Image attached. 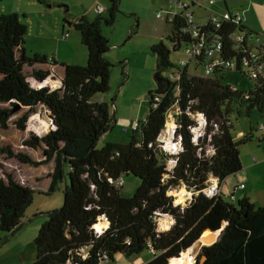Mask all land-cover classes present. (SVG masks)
Masks as SVG:
<instances>
[{
    "label": "trees",
    "instance_id": "trees-1",
    "mask_svg": "<svg viewBox=\"0 0 264 264\" xmlns=\"http://www.w3.org/2000/svg\"><path fill=\"white\" fill-rule=\"evenodd\" d=\"M119 2L111 0L106 12L93 20L82 16L74 23L88 49L85 65L29 54L26 23L16 12L0 15V129L26 131L30 116L38 111H47L55 125L44 135L28 132L21 145L0 143V230L14 234L24 225L35 185L41 183L42 193L48 194L64 181V204L49 212L35 238L37 258L29 264H103L105 257L113 261L117 253L131 256L145 249L153 250L154 257L144 264H169L207 230L220 233L215 242L201 247L193 264H264V206L256 207L246 196L235 203L224 193H204L211 176L223 182L243 168L240 146L253 138V130L235 140L231 116L255 109L264 113V76L242 90L223 82V69L207 76L191 71L193 64L195 70L204 66L199 56L173 80L165 74L176 67L171 49L164 41L153 44L156 87L149 92L147 118L133 130L129 143L109 141L99 147L100 138L116 123L100 95L110 91L114 64L107 58L111 45L103 23L114 24ZM167 20L172 25L168 40L178 51L190 40L183 33L186 14ZM200 29L221 37L222 61L242 55L233 49L234 31L255 32L244 22L225 21L216 28L209 19ZM50 78L58 83L55 87L33 82ZM173 108L181 149L166 153L158 138ZM199 114L207 122L196 138L192 128ZM170 158L176 160L171 167ZM51 162L53 169L37 176ZM129 174L140 184L134 194L124 196V184L116 180ZM183 185L193 196L185 205L176 204L170 191ZM161 215L173 220L167 229H159ZM103 216L109 225L99 232L95 225Z\"/></svg>",
    "mask_w": 264,
    "mask_h": 264
},
{
    "label": "rangeland",
    "instance_id": "rangeland-1",
    "mask_svg": "<svg viewBox=\"0 0 264 264\" xmlns=\"http://www.w3.org/2000/svg\"><path fill=\"white\" fill-rule=\"evenodd\" d=\"M200 5L193 8L195 10V18L201 23L207 21L211 15L222 16L226 10L224 0H198ZM230 1L237 0H226ZM250 8L247 13L246 22L250 24L262 37L264 43V0H246ZM107 4H111V0H106ZM233 2L230 6H232ZM106 6V5H105ZM66 7L63 9L65 10ZM172 9L170 0H120L116 19L114 24L107 25L103 23V33L110 41V49L107 52V58L114 64L111 67L110 91L104 95H100L110 104L111 115L115 117L116 123L112 130L105 133L99 140V147L104 146L106 142H115L120 144L129 143L133 135V126L136 120L144 121L150 111L149 92L156 87L155 71L157 67V56L152 51V44H157L163 40L171 49L170 58L176 65L165 71L169 75L180 65L182 59H188L185 52V46L178 51L172 49V44L168 40V36L172 32V25L166 19L167 12ZM224 10V12H223ZM95 13L96 18L99 14ZM158 13L163 14V18H159ZM67 24V23H66ZM76 31L77 29H73ZM29 53V52H28ZM30 54V53H29ZM194 64L190 70L198 74L204 73V68L194 69ZM223 82L237 85L242 90H247L252 86L251 79L245 74L237 70H226ZM221 76V74H220ZM54 87V86H53ZM113 98L114 103H113ZM113 103V104H112ZM176 108H173L169 115L167 124L173 123ZM42 119H48L49 116L43 111L40 113ZM264 113L253 110L251 113L243 111L242 113H234L231 121L234 124L233 135L235 140L243 138L245 132L249 131L251 126H258L264 123ZM129 131H125V128ZM170 127V126H169ZM42 128L44 126L40 119L28 120L27 130H19V145L22 139L32 129ZM51 130V129H50ZM17 132V130L15 129ZM39 131V130H38ZM47 132H40L44 135ZM261 131H256V135L249 142L244 143L240 148L246 150L262 146L259 140ZM165 135L161 134L158 138V146L162 151L170 153L175 146L173 143L167 147ZM171 150V151H170ZM40 154V152H39ZM173 159V158H172ZM170 158L168 165L171 167L173 161ZM69 168L66 169L68 175ZM232 176L228 177L231 178ZM68 182V177H67ZM140 184V179L129 174L125 176V183L122 187V194L130 196ZM35 193L32 204L27 209L26 215H30L26 219L27 223L19 228L14 234L0 230V264H29L37 258V247L35 238L44 222L49 218V212L61 208L65 201V182L61 181L58 188L51 193H42L41 183L35 185ZM183 190L184 200L182 205L187 204L193 196V192L186 186L174 188L170 191L177 203V193ZM224 197L231 201L228 195ZM237 202V200L232 201ZM101 223V220L99 221ZM159 229H167L171 224V219L166 215L158 218ZM193 261L201 249L198 241L192 246ZM153 250L145 249L140 253L131 256L125 253H117L111 264H144L153 258Z\"/></svg>",
    "mask_w": 264,
    "mask_h": 264
},
{
    "label": "crops",
    "instance_id": "crops-1",
    "mask_svg": "<svg viewBox=\"0 0 264 264\" xmlns=\"http://www.w3.org/2000/svg\"><path fill=\"white\" fill-rule=\"evenodd\" d=\"M245 1L246 0H237L228 3L224 0L226 7L225 11L244 10V25L248 29L254 30V28L246 22L250 6ZM232 2L233 4L230 6ZM96 3L106 5V7L109 6V4L106 3V0H0V15L16 12L19 14L21 20L26 23L27 36L25 47L30 54L40 53L53 57L58 61L85 65L88 60V49L82 40L81 32L76 28L74 23H76L82 16L93 20L95 17L94 12H96L93 9V6ZM198 5L201 7V1L199 3L196 2L191 7L194 14L195 10L193 8ZM65 7L66 9L63 10ZM211 16L207 18V21ZM207 21L204 23L198 22L200 24H205ZM74 28L77 30L74 31ZM66 33H68V35L64 37ZM107 56L109 57V53ZM40 113H43V111L33 113L30 118L33 115L38 114V118L36 119H40L43 125L42 120L46 119H42ZM45 113L49 116L47 111H45ZM46 121H48L49 127L53 128L54 124L50 116ZM173 121L174 125L175 117L173 118ZM16 130L17 132L12 128L7 130L0 129V143L12 142L19 145V140L17 139V137L19 138V130ZM251 130H253V138L256 135V131H261V135L258 138L262 146L258 145V147L250 148L248 150L245 149L246 147L244 149L240 148L243 168L235 176L220 182L221 193H224V195L227 194L230 198L232 197L229 195L232 194L233 200H238L239 198L246 196L256 207H263L264 123L261 122L258 126H251L249 131ZM32 131L40 135V132H37L36 128L32 129ZM48 131H50V129ZM125 131H129V129L127 128ZM248 132L246 131L244 136ZM53 167V162L43 166L37 176L47 175ZM47 183L48 181L44 184L47 185ZM241 183H245V188L238 189L237 187ZM25 217L26 219H29L30 215L27 214ZM26 219H24V225L27 223V221H25ZM101 223L106 224L103 228L107 227L105 219H101Z\"/></svg>",
    "mask_w": 264,
    "mask_h": 264
},
{
    "label": "built area",
    "instance_id": "built-area-1",
    "mask_svg": "<svg viewBox=\"0 0 264 264\" xmlns=\"http://www.w3.org/2000/svg\"><path fill=\"white\" fill-rule=\"evenodd\" d=\"M198 2V0H170L172 9L167 13V19L173 20L175 15L180 12H185L187 18V26L183 29L185 35L190 36V40L187 43H183L185 46V52L188 55V59H182L180 61L179 67L169 74V77L173 80H177L181 77L182 71L185 67L191 64L199 56L204 57V73L203 75H212L216 69L223 70H236L240 69L245 75H247L251 80L258 78L259 76H264V46L262 37L257 32H253L247 29L242 31H234L231 35L233 40V49L239 53H242L241 56H236L233 60L222 61L221 51L223 49V42L221 37L214 34H207L203 32L200 27L201 24L195 19L194 12L192 10V5ZM93 9L100 15L106 12L107 7L103 4L96 3L93 6ZM159 18L163 17L162 13H158ZM245 15L244 10H228L221 17L218 15H212L209 20L213 22L216 28L222 27L225 21L234 22L241 24L244 22ZM68 33L65 34L66 37ZM38 87H42L44 83H36ZM55 86V85H54ZM236 88V87H235ZM198 125L194 126L192 130L195 133V137H199L204 132V126L206 125V118L203 114L197 116ZM54 124V123H53ZM141 126L139 120L134 123L133 129L137 130ZM177 124L169 127L166 125V128L163 130L166 131V136L174 142V147L171 152H178V145H181V140L176 142L175 132ZM55 128V125H53ZM127 130V127L125 128ZM167 143V142H165ZM177 146V147H176ZM173 163L176 162L175 159H172ZM117 185L121 186L125 183V177L120 176L116 180ZM238 189L245 188V183H241ZM204 193L209 197H214L221 194L220 180L217 177L211 176L207 182V186L204 189ZM233 198V195H231ZM168 216V215H166ZM169 217V216H168ZM170 218V217H169ZM101 219L107 220L104 216ZM100 219V220H101ZM171 219V218H170ZM173 220L171 219V224ZM170 224V225H171ZM99 232H102L104 229H98ZM112 260L108 257L103 259V264H111Z\"/></svg>",
    "mask_w": 264,
    "mask_h": 264
},
{
    "label": "bare ground",
    "instance_id": "bare-ground-1",
    "mask_svg": "<svg viewBox=\"0 0 264 264\" xmlns=\"http://www.w3.org/2000/svg\"><path fill=\"white\" fill-rule=\"evenodd\" d=\"M33 82L36 84L35 81H33ZM44 84L54 86V85H56V82L55 81L46 80L44 82ZM36 118H38V114L33 115L30 118V121H32L33 119H36ZM42 122H43V125H44V129L38 128L39 131L37 130V132H47L49 129H52L51 127H49L48 121L42 120ZM167 125L171 127L173 125V123L169 122ZM164 135H166V131H164L163 136ZM165 140L167 142V147L171 146L172 141L169 138V136H166ZM177 195H178L177 199H176L177 203L183 202V200L185 199L183 190L179 191L177 193ZM104 226H106V224L99 223V222L96 223V225H95V227L98 228V229H101ZM219 233H220V231H216L215 232L216 235H219ZM210 234H211L210 230L205 231L203 233V235L201 236V238L198 240V243L202 246L204 243H206L208 241V237H209ZM192 249H193V247H190L188 250L182 252V254L179 257L171 258L169 264H193L194 261H193V257H192Z\"/></svg>",
    "mask_w": 264,
    "mask_h": 264
},
{
    "label": "water",
    "instance_id": "water-1",
    "mask_svg": "<svg viewBox=\"0 0 264 264\" xmlns=\"http://www.w3.org/2000/svg\"><path fill=\"white\" fill-rule=\"evenodd\" d=\"M51 81H53V79H51ZM106 222H107V226H108L109 225V221L106 220ZM210 232H211V234L208 237V241L206 243H204V244H210V243H213V242H215L217 240L218 235L215 234L216 231L210 230Z\"/></svg>",
    "mask_w": 264,
    "mask_h": 264
},
{
    "label": "clouds",
    "instance_id": "clouds-1",
    "mask_svg": "<svg viewBox=\"0 0 264 264\" xmlns=\"http://www.w3.org/2000/svg\"><path fill=\"white\" fill-rule=\"evenodd\" d=\"M51 79H52V78L48 79V81H51ZM53 81H54V80H53ZM35 82H36V83H41V82H38V81H35ZM55 82H56V81H55ZM43 83H44V82H43ZM57 84H58V83L56 82V85H57ZM45 85H46V84H45ZM56 85H55V86H56ZM55 86H54V87H55ZM52 129H53V128H52ZM171 141H172V143H173V145H174L173 139H172ZM176 142H179V140H176ZM180 142H181V141H180ZM176 147H177V146H176ZM180 149H181V145H178V149H177V151H179ZM174 153H177V152H174ZM107 227H108V226H107ZM107 227H106V228H107ZM103 229H105V228H103Z\"/></svg>",
    "mask_w": 264,
    "mask_h": 264
}]
</instances>
